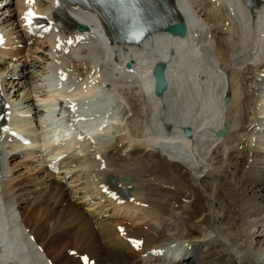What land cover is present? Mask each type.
Masks as SVG:
<instances>
[{
	"label": "bare ground",
	"instance_id": "obj_1",
	"mask_svg": "<svg viewBox=\"0 0 264 264\" xmlns=\"http://www.w3.org/2000/svg\"><path fill=\"white\" fill-rule=\"evenodd\" d=\"M168 4L187 24L184 37L156 31L126 45L113 39L91 0H0L9 40L0 48V84L11 115L53 127L42 107H59L65 132L74 126L66 106L104 84L118 91L116 111L121 107L125 123L99 146L90 138L67 142L63 132L57 140L28 143L12 140L8 129L0 132V264H227L228 254L231 264H264V0ZM56 10L64 27L28 43L21 16L38 11L54 20ZM155 61L167 64L168 89L159 97ZM133 102L138 107L128 121ZM103 121L108 134L113 120L103 115L84 130L92 134ZM221 125L227 132L215 138ZM183 127L191 129L190 138ZM14 129L29 137L26 128ZM50 146L54 152L43 153ZM223 154L229 167L219 161ZM62 156L59 170L50 171L48 162ZM230 173L235 189L224 179L216 186L203 179ZM221 200L232 213L220 223L213 207ZM238 222L235 232L244 239L235 245L231 229Z\"/></svg>",
	"mask_w": 264,
	"mask_h": 264
},
{
	"label": "rangeland",
	"instance_id": "obj_2",
	"mask_svg": "<svg viewBox=\"0 0 264 264\" xmlns=\"http://www.w3.org/2000/svg\"><path fill=\"white\" fill-rule=\"evenodd\" d=\"M101 90H98V89H95V88H92L91 89V91L89 92V94H88V96L85 98V99H81V100H79L80 101V105L83 103V104H87V105H89V104H97V103H99V102H102V101H104V99L105 100H108L109 102L111 101V100H109V99H111L110 97H112L114 94L116 95H114V98H112V100L114 99V101H111L110 103V105H111V107H110V110L114 107V105H116L115 106V108H113V112H115V113H113L114 115H112V110L111 111H109V114L111 113V115L113 116H111V118L110 119H112L113 120V122H114V124H112V129H111V134H113V135H115V133L117 134V129L119 130L122 126H123V123H124V119H122L123 118V114L121 113V112H119L118 110L116 111V108L118 109V100H121V98H119L118 96H117V93H118V91H117V93L114 91V93H113V90H111V89H109V88H106V89H103V88H100ZM112 95V96H111ZM116 101V102H115ZM115 102V103H114ZM112 103H114L113 104V106H112ZM125 104V103H124ZM126 104H128V103H126ZM133 104V111H134V115H133V111H132V108H131V111L130 110H128L126 113H127V115L129 116L130 114H131V112H132V115L130 116L131 118H129L128 119V121H130L134 116H135V111H136V109H137V107H138V105H137V103H135V102H133L132 103ZM129 105V104H128ZM127 105V106H128ZM126 105H125V107L126 108H128ZM45 108V107H44ZM136 108V109H135ZM120 111H121V109H120ZM129 112H130V114H129ZM44 113V112H43ZM52 113V115H50ZM46 114H48L49 116H51V118L48 116V118L51 120V119H53V120H51L52 122H54V123H52V126L53 127H55V123L56 122H58L59 120H58V118H59V115H57V113H54V112H50V113H46ZM55 117V118H54ZM56 117H57V119H56ZM118 120H120L121 121V123H120V121H118ZM119 122V124H117ZM23 123H26V121H24ZM139 123V125L141 124L140 123V121L138 122ZM122 124V125H121ZM114 125V126H113ZM116 125H118V126H116ZM117 129H116V128ZM119 127V128H118ZM49 128H52L51 127V125L50 126H48V127H46V128H44V129H49ZM113 128H115V129H113ZM145 128V127H144ZM114 130V131H113ZM103 139H105V134L104 135H98L97 136V138H96V141H99V142H101ZM101 140V141H100ZM223 152V151H222ZM220 156V159H219V161H221V165H227L228 166V161L226 160V155L225 154H223V155H219ZM256 166H259V164L258 165H256ZM229 167V166H228ZM210 176H212V175H210ZM210 176H205L203 179H205L206 180V182H208V183H210V184H213L214 186H216L218 183H219V181H220V179H224V181L226 182V186L228 187H230V188H234L235 189V187H238V182H237V180H233V176H234V174L232 173H230V174H225V176H223V177H220V178H216V177H210ZM244 179V178H243ZM237 182V183H236ZM242 183V182H241ZM243 185V184H242ZM215 199H217L216 197H214ZM227 204H229V203H226L225 201H220L219 203H217V205L216 206H214L213 207V209H214V212H215V214H219L220 215V218L218 217V220H217V222L218 221H220V223L223 221V219H224V214L226 213V212H228L229 214H231L232 212H230V207L227 205ZM230 205V204H229ZM233 208V207H232ZM223 217V218H222ZM229 217H230V215H229ZM234 216L232 215V218H233ZM237 217V219H238V221H239V217L238 216H236ZM235 217V218H236ZM222 220V221H221ZM236 220V219H235ZM239 225V222L238 223H236V224H234V227L231 229V231L233 232V234H234V236L235 237H237L236 239L234 238V240L232 241L235 245H238V244H240V243H242V241H243V236L242 235H240L241 233H237V232H235V231H237V226ZM241 241V242H240ZM237 242H239V243H237ZM226 253L228 254V251H226ZM232 260H233V256L232 255H227L226 256V259H225V263H227V264H231V262H232ZM215 262L217 263V264H222L221 262H220V260H217V259H215ZM192 264V263H191ZM195 264H198V263H195Z\"/></svg>",
	"mask_w": 264,
	"mask_h": 264
},
{
	"label": "water",
	"instance_id": "obj_3",
	"mask_svg": "<svg viewBox=\"0 0 264 264\" xmlns=\"http://www.w3.org/2000/svg\"><path fill=\"white\" fill-rule=\"evenodd\" d=\"M168 30L171 31L173 34H178V35H184L186 33V28H185V25L183 23H181L178 26L170 27ZM164 68H165V64L160 63V64H157L155 66V68L153 69V73L156 77L155 93L157 95L162 94L163 91L165 90V88L167 87V80H166V77L164 74ZM228 100H229V97H226V101H228ZM224 133H225V130L220 129L216 132V135L217 136L224 135ZM184 134H185V136L190 137L191 136V130L188 128H185Z\"/></svg>",
	"mask_w": 264,
	"mask_h": 264
},
{
	"label": "snow or ice",
	"instance_id": "obj_4",
	"mask_svg": "<svg viewBox=\"0 0 264 264\" xmlns=\"http://www.w3.org/2000/svg\"><path fill=\"white\" fill-rule=\"evenodd\" d=\"M28 2H31V0H28ZM28 15L31 16V15H33V13L29 12ZM133 243H136L138 245V242H133Z\"/></svg>",
	"mask_w": 264,
	"mask_h": 264
}]
</instances>
